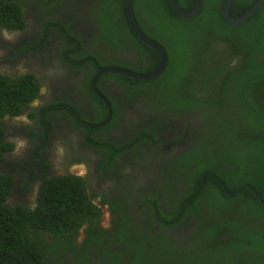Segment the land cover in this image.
<instances>
[{"label": "trees", "instance_id": "trees-1", "mask_svg": "<svg viewBox=\"0 0 264 264\" xmlns=\"http://www.w3.org/2000/svg\"><path fill=\"white\" fill-rule=\"evenodd\" d=\"M39 1L47 12L50 5L63 10L69 6L60 0ZM225 1L202 0L196 15L184 17L172 0H132L137 24L166 48L167 62L151 79L103 74L120 77L117 81L124 85L128 99L148 92L168 108L179 106L181 98L197 88L191 105L202 113L195 126V142L173 161L177 169L184 161L179 199L167 194L166 203L160 206L158 190L142 192L133 204L148 205L146 211H135L133 219L128 210H122L127 207L121 206L126 199L120 192L121 184L115 183L111 192H94L96 197L91 198L86 190L94 188L85 187L86 175L69 173V165L62 167L66 173L44 177L34 206L22 203L21 198L7 199L11 192L19 194L13 189L23 184L17 176L20 169L4 164L6 153L15 147L6 135L5 120L20 114L38 97L45 80L29 69L16 74L0 68V264H264V204L254 194L264 201V2L248 19L232 24L221 13ZM255 1L232 0L230 14L242 15ZM23 3L0 0V29L26 25ZM178 3L190 10L195 0ZM89 7L87 1L83 8L87 11ZM90 11L84 18L106 30L100 35L101 43L119 47L129 46L128 41L137 57L100 61L95 36L85 37L75 28L76 20L66 25L52 16H47L42 36L29 46L40 48L52 28H58L60 56L71 70L83 73L81 91L102 103L107 114L104 101L91 85L97 66L111 63L147 73L161 58L132 30L124 0H104L94 15ZM230 56L237 57L235 64H229L226 58ZM106 96L114 109V118L109 121L113 125L121 107L113 96ZM64 97L41 107L38 115L45 127L49 124L47 109L71 110L73 99ZM28 116L37 117V113ZM156 132L149 126L120 146L109 141L112 154L133 146L140 138L155 141ZM42 134L44 143L33 147L31 157L47 167L41 149L49 141V130ZM30 169L37 174L35 166ZM244 185L251 188L241 189ZM124 190L130 192L128 187ZM112 200L116 218L106 228L99 221ZM84 225L83 240L78 242ZM153 225L161 227L154 229Z\"/></svg>", "mask_w": 264, "mask_h": 264}, {"label": "flooded vegetation", "instance_id": "flooded-vegetation-1", "mask_svg": "<svg viewBox=\"0 0 264 264\" xmlns=\"http://www.w3.org/2000/svg\"><path fill=\"white\" fill-rule=\"evenodd\" d=\"M103 1L104 0H88L90 7L87 8V11L89 12L91 9L90 12L92 15H94L96 7H99ZM87 11L83 9V12H80V15H85ZM20 31L21 32L17 34L16 38L13 36L14 40H19L17 42L11 41L6 36H4L2 32H0V41H5L4 46H7L10 49V52L7 55H0L2 58L0 60V68L6 69L5 71L8 73L16 74L29 69L34 71L36 75H43L44 80L46 81L44 89L45 91H41L40 88L41 93L39 91L38 103L33 106L34 112L37 114L40 112L41 107L45 104L51 103L54 100H62L67 98L64 97V95L69 96L73 100L71 101L72 105L69 107L71 109L70 111H66V109H56L53 107L51 109H47L48 112L46 114V118L49 122L47 127L40 123L39 116L35 117L36 125L33 132L30 130L24 131L25 129L23 130L22 127L18 126L19 122H15L14 120H11V122H5L6 130H8L6 131V135L8 136L9 140L14 142L15 147L6 153L4 164L7 163V165L11 167L17 166L20 169L18 172L24 173L21 168L25 167L26 162H24V158L18 156L19 148L16 149L17 141L15 140V132H25L27 135L29 134L30 136H35L31 144V148H33L37 144L44 143L42 133L45 131V129H48L51 135L54 129L53 127L56 124V119L59 116H65L74 122L73 123L70 120L83 137V139L78 140L79 145L83 146L84 143H87V145L92 150H95L100 156L95 158L93 163L87 166V174H84L86 175L85 187L94 188L93 191H91L89 188L86 190L87 194L91 198L96 197L94 192L104 191L109 185H107L109 181L121 184L123 186V190L121 189L120 192L122 194L124 192V195L126 196L125 201L123 202L124 199L121 201V206L126 204L127 207H122V210H128V213L132 219L134 218L133 213L135 211H146L145 207L147 208L148 202H137L136 204H133V202L137 201V199L142 196V192L146 191L145 194L154 192L156 193V190H158V199L160 201L158 204L160 206H163L166 203L167 194L169 196L172 195L174 200H178L179 194L181 192V186L183 185L182 171L184 168V161L179 163L180 169L176 168V164H173V161L176 160V158L182 154L184 150H188L197 138V134L188 135L189 126H195L199 123V121H201L200 115H202V113L198 114V109L192 107L191 105L192 97L198 95L197 88H195L194 91H190L189 95L183 96L179 106L168 108L165 107L161 101L159 102L156 100L155 97H151L148 92L138 95L134 100L128 99L125 94L124 85L117 81V79L121 78L116 75H104V72H102L96 78V87L98 88L99 92L105 96L109 103L110 100L106 95L113 96L116 102H119L121 108L120 112L117 109L116 120L113 125H110L109 123V121L114 118V109L112 106V113L109 120L104 124L94 125L96 123L102 122L107 114H105L102 103L96 102L95 99L91 98L90 95L86 93V90L81 91L79 84L81 79H83V73L82 75L75 78V92L68 93V89L66 88H64L62 92H58V89L55 86H59L58 83H60L61 78H48L49 75L53 74V72L50 71V74H45L41 69H39L41 67V52L43 50L32 49L29 46L30 44L34 43L36 39L35 37L30 43L23 42L27 38V34L23 33L22 37V29H20ZM87 31L88 35H93L97 38L102 35L99 32L100 27L94 25L93 20L91 25L87 26ZM144 32L146 33V31ZM51 35L53 34H50L49 37ZM49 37L46 39V42L48 41ZM127 44L130 47L127 45L118 47L108 42L101 43L98 41V45L100 46L99 48L101 49L99 60L101 61V58L125 60L134 58L133 53L135 54V52L132 50V47L128 41ZM97 49L98 48H96V51ZM28 51L32 52V59H35L36 65L33 63H25L24 66H22L21 63L17 65L16 61L20 59V57L24 58L26 55L21 54ZM135 61L136 63H139L138 59ZM60 62L63 64L62 61ZM64 64L67 65L68 62L67 64ZM108 64L111 66H118L111 63ZM108 64L98 65L97 69L99 66ZM19 66L21 69H19ZM185 79L190 78L185 77ZM199 92L203 93V90H200ZM151 101H153L152 104L150 103ZM21 113L19 115H21ZM19 115L17 114L16 116L11 117L18 119L20 118L18 117ZM75 115H77V117ZM157 119H160L161 121L156 122ZM149 126H154L157 129L155 141L149 137L140 138L134 142L133 146L127 147L120 153L115 152L114 155L112 154L114 148L111 147L109 141H112L117 146H120L126 141H130L131 138L137 136L138 133L143 130V128ZM182 128H184V131ZM89 140L94 142H90ZM41 151L44 160L48 164V169L46 170V167L42 161H38L42 167L41 172H38V168L35 163H28L26 166L27 170L25 177L28 174L33 173L35 175L33 180H37L36 184L30 183L32 195H22L23 197L20 199L23 200L21 201L22 203L29 206L35 205V201L39 193V185L43 181L44 177L46 175L55 174L52 172L53 167L50 165L48 161V155L45 153V146L42 147ZM112 155L114 158L111 161V164H109ZM33 162H35V160H33ZM32 165L37 168V174L30 169V166ZM187 169H191L190 165H187ZM151 180L154 182H151ZM127 187L130 189V192H126L124 190ZM9 198L10 197L7 199L9 200ZM142 220L143 218H141L139 224L142 222ZM180 235L184 236V232L182 230Z\"/></svg>", "mask_w": 264, "mask_h": 264}, {"label": "rangeland", "instance_id": "rangeland-1", "mask_svg": "<svg viewBox=\"0 0 264 264\" xmlns=\"http://www.w3.org/2000/svg\"><path fill=\"white\" fill-rule=\"evenodd\" d=\"M22 6L24 8V15L27 17L28 23L22 29L21 36L23 37V33L27 34V38L23 42H29V43L34 40V37L36 39L38 38L41 31L40 23L45 17L65 16L67 20H69L72 17L77 18V12L80 13V11L78 10L79 8H77L76 5L73 3H70L69 6L66 7L64 10L61 8H57L54 5H50L48 12L47 9L41 5V2L39 0H24ZM91 22L90 21L88 22L86 18L84 24L86 26H89L91 25ZM19 32L21 31L3 29V33L5 34V36L14 42L19 41L13 39V36L14 38H16ZM99 32L103 34L104 32H106V30L100 29ZM51 34L53 35L49 37L48 41L45 42L39 48L43 50L41 52L42 62L40 65L41 67L39 69H41L45 74L48 71H52L53 74L49 75L48 78L51 79L61 78L60 83H58L59 86H55V87L58 89V92H62V90L66 88L68 89V93H69L72 90H75V86H76V83H74L75 78L77 76H80V74L79 71L71 70L66 65H62L60 61L63 62V58L60 56L59 42H58V37H60V34L57 33L56 31H52ZM4 45H5V41L1 40L0 55H7L10 52V49ZM24 54H26L24 58L20 57V59L16 61L17 65H19V63H21L22 66H24L25 63H33L36 65L35 59H32L33 54L31 51L24 52L21 55ZM1 59L2 58L0 57V60ZM19 69H21L20 66ZM45 85H46V81L43 86L44 88ZM38 100H39V96L36 97L31 103H29V107L26 109V111L18 116L20 118L18 117H17L18 119L8 118V120L10 121L14 120L15 122H19L18 126L22 127L23 130L25 129L24 131L30 130L31 132H33L35 130L36 118L29 117L27 115V112L30 110H34L33 106H35L38 103ZM195 126H189L188 135L195 133ZM53 128L54 129L52 132L50 143L45 149V153H47L48 157L51 159L49 163L53 167V172L66 173L67 169L60 170L62 166L69 165L74 161H80L81 163L78 162L72 163L70 165V168H68V170L72 173L81 172L87 174V166L92 164L94 159L100 156L96 153L95 150H92L87 145V143H84L83 146L79 145L78 140L83 139V137L81 133L77 130V128L74 126V124L70 121L69 118L65 116H59L56 119V124ZM182 129L184 131V128ZM15 134H16L15 140L17 141L16 149L19 148L18 156L24 158L25 159L24 162H26L24 168L20 167L21 170L24 171V173L17 172V176L21 180L22 182L21 184H23L22 187H18V192L21 195L31 196L32 188L30 186V183L36 184L37 180H33V177L35 176L33 173L28 174L25 177L27 170L26 166L28 163H35L38 168V172L42 171V167L40 166V164L37 161L33 162V159L31 157V152L33 149L31 148V144L35 136H30L29 134L27 135L25 132L24 133L15 132ZM5 165H7V163H5ZM151 182L154 181L151 180ZM115 183L116 182L109 181V183H107V185L108 184L109 185L105 188V190L111 192ZM112 203L113 200L106 206L104 214L102 215L99 221L100 225L106 228L110 227L112 225L111 221L114 218H116V210L112 209ZM85 227L86 225L82 226L80 229V233L77 236L78 242H81L83 240Z\"/></svg>", "mask_w": 264, "mask_h": 264}, {"label": "water", "instance_id": "water-1", "mask_svg": "<svg viewBox=\"0 0 264 264\" xmlns=\"http://www.w3.org/2000/svg\"><path fill=\"white\" fill-rule=\"evenodd\" d=\"M263 2H264V0H256L245 13H243L240 16L234 17L230 14V6L232 3V0H226L222 9H221V13H222L224 20L227 21L228 23H232V24L241 23V22L245 21L246 19H248ZM172 3H173L174 8L176 9V11L179 15L184 16V17H191V16L196 15L200 11L202 0H195V4H194L193 8L190 10L183 9L179 5L178 0H172ZM124 4H125L126 15H127L128 21H129L130 26L132 27L134 33L142 41H144L148 45L154 47L159 52L161 60L159 62V65L155 69H153L151 72H147V73H139V72L133 71V70L125 68V67H118V66H111V65L99 66V68L96 70L95 74L93 75V77L91 79V84L99 96H101L102 94L100 92H98L97 88L95 87V81H96L97 76L99 74H101L102 72H121V73L127 74L129 76H133L135 78L149 79V78H152V77L156 76L157 74H159L163 70V68L167 62V53H166L164 46L159 41H157L155 38L146 34L137 24L135 16H134V11L132 8V1L131 0H124ZM47 73L50 74V71H48ZM102 98L105 100V103L108 106L107 117L102 122L96 123L94 125L104 124L105 122H107L109 120V118L111 116L112 111H111L109 101L103 95H102ZM243 188H251V186L250 185H244L241 189H243ZM13 190H15V187ZM11 194H12V192L10 193L9 196H11ZM228 194H232V193H228ZM254 194L260 200V202L262 204H264V201L260 198L259 194L255 191H254Z\"/></svg>", "mask_w": 264, "mask_h": 264}, {"label": "clouds", "instance_id": "clouds-1", "mask_svg": "<svg viewBox=\"0 0 264 264\" xmlns=\"http://www.w3.org/2000/svg\"><path fill=\"white\" fill-rule=\"evenodd\" d=\"M60 1H64V3L65 4H67V5H69L70 3H73V4H75L76 5V7L77 8H81L82 10L84 9L83 7H85L86 6V2L88 1V0H84V1H80V5L75 1V0H60ZM132 1V0H131ZM22 5V4H21ZM23 7V6H22ZM132 8H133V6H132ZM23 9V8H22ZM126 10V9H125ZM134 11V10H133ZM82 13V12H81ZM24 15V14H23ZM84 17H85V15H83ZM134 16H135V14H134ZM84 17H81V15H80V13L79 12H77V18H70L69 20H67V18L65 17V16H61V17H55V16H52V19H54V20H58V21H61L62 23H64V24H66L67 25V23H68V21H71V19L72 20H76V26H75V28L76 29H79V30H81L83 33H85V37L86 36H88V31H87V26L84 24L85 23V18ZM24 18H25V20H26V24L28 23V20H27V17L24 15ZM46 19H47V17H45L42 21H41V23H40V26H41V31H40V34H39V36H38V38L39 37H41L42 36V30H43V27H44V24H45V21H46ZM85 19V20H84ZM93 24L95 25V22L93 21ZM24 28V27H23ZM23 28H21V29H23ZM74 28V29H75ZM3 29H7L6 27H2L1 29H0V32H2L3 33ZM9 30H13V29H9ZM16 30V29H15ZM16 31H20V29H18V30H16ZM52 31H56L57 33H59L60 35H61V32L58 30V28H56V27H53L52 28ZM51 31V32H52ZM51 34V33H50ZM3 35L5 36V34L3 33ZM91 36V35H90ZM150 36V35H149ZM49 37V36H48ZM101 37V36H100ZM100 37H95L96 39H97V41L96 42H98V41H101V39H100ZM158 41V40H157ZM36 42V39H35V41H34V43ZM46 42V40L40 45V47L44 44ZM33 43V44H34ZM33 44H30V45H33ZM128 47H130V46H128ZM33 49V48H32ZM34 49H39V48H34ZM166 53H167V51H166ZM133 55L134 56H136L134 53H133ZM226 59H228L229 60V64H235V62L237 61V57H232L231 58V56H230V58H226ZM65 62L63 61V64L62 65H65L64 64ZM67 66V65H66ZM69 69H71L69 66H67ZM120 67H125V66H120ZM125 68H127V67H125ZM128 69H130V68H128ZM155 69V68H154ZM131 70H133V69H131ZM133 71H136V70H133ZM137 72V71H136ZM151 72V71H150ZM104 73H106V72H104ZM111 73H121V72H111ZM95 74V73H94ZM124 74V73H123ZM127 75V74H126ZM129 76V75H128ZM131 77H133V76H131ZM135 78V77H134ZM153 78V77H152ZM151 79V78H150ZM42 85V84H41ZM44 86V84L42 85V87L40 86V88H41V91H43L45 88L43 87ZM95 87H96V83H95ZM97 88V87H96ZM97 90H98V88H97ZM40 91V90H39ZM40 91V92H41ZM71 92H75V90H72ZM96 92V91H95ZM98 92H99V90H98ZM101 93V92H100ZM102 94V93H101ZM69 97V96H68ZM101 97V96H100ZM102 98V97H101ZM35 99V98H34ZM33 99V100H34ZM103 99V98H102ZM32 100V101H33ZM104 100V99H103ZM32 101H30L29 103H31ZM104 102H105V100H104ZM72 103V102H71ZM110 104V103H109ZM105 106L107 107V113H108V106H107V104L105 103ZM29 107V105L23 110V112L22 113H24L25 111H26V109ZM110 107H111V105H110ZM111 111H112V108H111ZM31 112H34V110H30V111H28L27 112V115H29ZM21 113V114H22ZM112 113V112H111ZM19 115V114H18ZM37 116H39L38 114H37ZM30 117V116H29ZM106 117H107V115H106ZM105 117V118H106ZM8 118H12V117H8ZM8 118H6V122H11L10 120H8ZM71 120V119H70ZM72 121V120H71ZM73 122V121H72ZM74 123V122H73ZM51 136H52V134L50 135V137H49V141L47 142V145L45 146V149L47 148V146H48V144L50 143V140H51ZM85 141V140H84ZM91 142V141H90ZM47 154V153H46ZM35 161H41L40 159H38V158H36L35 157V159H34ZM48 161H51V159L48 157ZM74 162H78V163H81L80 161H74ZM74 162H72V163H74ZM71 163V164H72ZM71 164H69V166H68V168H70V165ZM48 169V167H46V170ZM69 171V170H68ZM53 172V171H52ZM53 173H55V172H53ZM76 174H80V175H84V173H76ZM15 190H18V185H16L15 186ZM20 195V196H19ZM8 197H10L9 199H13V198H22L23 196L21 195V194H18L17 193V195H13V194H11V196H9L8 195ZM160 227H161V225H153V228L154 229H160Z\"/></svg>", "mask_w": 264, "mask_h": 264}]
</instances>
